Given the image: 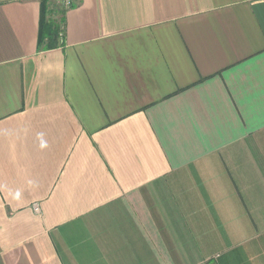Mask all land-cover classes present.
I'll return each mask as SVG.
<instances>
[{
    "label": "crops",
    "instance_id": "1",
    "mask_svg": "<svg viewBox=\"0 0 264 264\" xmlns=\"http://www.w3.org/2000/svg\"><path fill=\"white\" fill-rule=\"evenodd\" d=\"M41 1L0 0V264H264V0H75L52 50Z\"/></svg>",
    "mask_w": 264,
    "mask_h": 264
},
{
    "label": "trees",
    "instance_id": "2",
    "mask_svg": "<svg viewBox=\"0 0 264 264\" xmlns=\"http://www.w3.org/2000/svg\"><path fill=\"white\" fill-rule=\"evenodd\" d=\"M75 0H71L68 4L62 2L55 8L57 19L51 18V14L55 13L51 10L52 2L49 0L41 1L40 13V30L38 45L44 50H52L64 46V26L65 15L68 9L75 7ZM56 20V21H55Z\"/></svg>",
    "mask_w": 264,
    "mask_h": 264
},
{
    "label": "rangeland",
    "instance_id": "3",
    "mask_svg": "<svg viewBox=\"0 0 264 264\" xmlns=\"http://www.w3.org/2000/svg\"><path fill=\"white\" fill-rule=\"evenodd\" d=\"M51 2H52V6L50 8H51V10H53L56 13L55 8L58 7V5H61L63 0H51ZM55 13L51 14V18L57 19L59 17V16H55Z\"/></svg>",
    "mask_w": 264,
    "mask_h": 264
},
{
    "label": "built area",
    "instance_id": "4",
    "mask_svg": "<svg viewBox=\"0 0 264 264\" xmlns=\"http://www.w3.org/2000/svg\"><path fill=\"white\" fill-rule=\"evenodd\" d=\"M71 0H63L64 3L68 4ZM34 211L39 212L40 207L38 204H34Z\"/></svg>",
    "mask_w": 264,
    "mask_h": 264
}]
</instances>
